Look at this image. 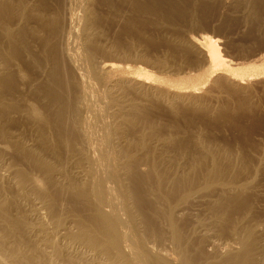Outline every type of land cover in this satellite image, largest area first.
I'll return each instance as SVG.
<instances>
[{
	"label": "bare ground",
	"instance_id": "1",
	"mask_svg": "<svg viewBox=\"0 0 264 264\" xmlns=\"http://www.w3.org/2000/svg\"><path fill=\"white\" fill-rule=\"evenodd\" d=\"M214 2L0 0V264H264V56L229 68L178 23Z\"/></svg>",
	"mask_w": 264,
	"mask_h": 264
},
{
	"label": "rangeland",
	"instance_id": "2",
	"mask_svg": "<svg viewBox=\"0 0 264 264\" xmlns=\"http://www.w3.org/2000/svg\"><path fill=\"white\" fill-rule=\"evenodd\" d=\"M225 3H226V0H220V2H219V0H217V1L215 0L214 5L212 7H210L208 9V11L202 10L201 8L199 9V7L196 6V15L194 14V18H192L193 16L189 18V15L187 14V16L185 17V20L184 21L179 20L178 23L180 25H183L185 27V30L187 29V31H186L187 34L190 33L198 41L200 40L199 41L200 43L202 41H205V42H207V43L209 42V44L213 45L218 50V52L220 53V58L223 59L222 61L224 62V64L226 65V63H227L228 65H226V66H228V67L230 66L229 68H231V66L232 67L234 66L235 69H238V70L239 69H245L243 67H246V69L252 68V67L254 68V58H257L258 56L259 57L264 56V51H263L264 50L263 49L264 48V40H263L264 39V19L258 20L257 23H253V24L252 23L251 24L245 23V25H244L241 20L240 21L238 20L239 18L236 17V15L233 13V10L230 8V6H228V4L227 3L225 4ZM187 4L190 5V8H191V6L193 7V5H191L192 1H189V3H187ZM206 14H208L209 16ZM197 17H198V19H197ZM191 18L194 20L191 21ZM190 22H191V24H190ZM188 25L189 26L193 25L194 29H189ZM119 27H120V30H118ZM119 27L116 24V25H114L113 28H111V30H113V29L116 30L114 32L116 35L114 33H112L111 38H119L120 37L122 26H119ZM258 30H259V32H257ZM155 32L159 33L158 30ZM118 34H119V36H118ZM160 50L158 49L157 53H159V55H162L163 49L161 51ZM256 52H257V54H256ZM225 59L227 61H225ZM251 64L253 66H251ZM248 65H249V67H248ZM144 67L145 66L142 64H139V65L137 64V68L144 69V71L146 70L150 74H153L154 76L156 75V77H158V78H152V81L155 84L162 86V87H165V88L166 87L170 88V86H172V84L167 82L168 80H170L169 77H171V78H173V77L174 78H177V77L183 78L182 74L178 75V76L176 74H171V76L167 74V76H168L167 77L165 73H159L157 71L155 72L154 70H151L148 67H145V68ZM234 67H233V69H234ZM263 70H264V68H263ZM262 72H264V71H262ZM183 75L186 76L185 74H183ZM120 76H124V77L130 76L131 77V76H135V75L133 73H124V74H120ZM260 77H262V76H260ZM260 77L254 78V81L251 82L252 84L251 83L249 84V85H251L252 89L255 91L254 92L251 90L249 99H252L253 97L254 98L252 99V101L249 100V103H252L254 106L259 107V108H256L259 111L255 110L256 111L255 113H257L256 115H258V119L260 121V124L257 128L254 129V131L251 132L252 134L250 133V135H252V136L254 135V137H252L253 141H256L257 143L259 141H261V143L264 142V140H263V138H264V89L260 86L261 85L260 82H262V79ZM214 78L215 77H212L211 79L210 78H204V79L199 80L198 83L194 86L185 85L184 87L186 88V90H190L191 88L194 89L196 87L197 89H199L201 91V93H203V92H205L206 89H208L210 87V85L212 83V79H214ZM165 80H167V81H165ZM175 80H177V79H175ZM208 80H209V83H208ZM202 86L203 87L205 86V88H203ZM251 96H252V98H250ZM235 100L241 101L240 99H235ZM245 102H247V101H245ZM244 118L246 119V116H244ZM244 118L242 120H245ZM245 121H247V119ZM223 135H229V133H226ZM223 137H226V136H223Z\"/></svg>",
	"mask_w": 264,
	"mask_h": 264
}]
</instances>
